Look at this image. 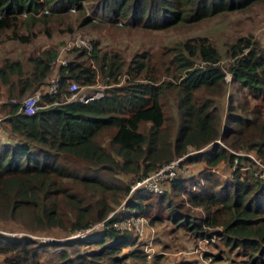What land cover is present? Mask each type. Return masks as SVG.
Returning a JSON list of instances; mask_svg holds the SVG:
<instances>
[{
    "label": "trees",
    "instance_id": "1",
    "mask_svg": "<svg viewBox=\"0 0 264 264\" xmlns=\"http://www.w3.org/2000/svg\"><path fill=\"white\" fill-rule=\"evenodd\" d=\"M85 3L94 16L100 10L98 18L162 28L264 0H0V36L27 44L36 35L35 24L45 26L52 12L78 10ZM90 43L88 51H68L72 57L56 69L59 90L41 94L30 114L19 102L46 83L56 45L28 54L26 69L17 59L0 65L5 99L0 103V221L27 234L48 227L70 234L105 218L124 199L126 215H141L150 223L167 218L192 238L210 239L219 227L218 239L229 249L240 248L246 264H264V181L252 175L253 161L235 153L251 151L264 165V118L231 96L224 112L221 102L225 72L235 93L245 91L253 99L264 95V46L251 35H238L220 52L205 36L187 37L167 48L170 74L165 76L147 56L133 55L124 66L118 54L98 53L95 40ZM91 62L113 85L100 98L65 101L68 81H95ZM168 99L176 118L165 115ZM175 157H183L179 164L201 166L189 175L176 172L159 192L130 190L134 181ZM243 161L249 167L241 170ZM220 163L233 168L219 175ZM181 197L188 205L174 201ZM189 206L201 214L190 213ZM25 233L0 225V264H41L44 247L62 245L34 242ZM66 241L97 249L71 258L62 249L63 264H124L140 252L133 235L110 227Z\"/></svg>",
    "mask_w": 264,
    "mask_h": 264
},
{
    "label": "rangeland",
    "instance_id": "2",
    "mask_svg": "<svg viewBox=\"0 0 264 264\" xmlns=\"http://www.w3.org/2000/svg\"><path fill=\"white\" fill-rule=\"evenodd\" d=\"M88 6L89 4L85 3L78 10L73 9L74 7L72 6L70 9L61 8L57 12H52L53 14L47 17L45 26L35 24L32 27L31 30L36 35L27 44L10 39L9 34L1 35L0 65L5 59L11 61L17 59L22 62L24 69H26V56L50 44L56 45L59 59H65L67 61V59L69 60L72 57V54L68 51L71 50L70 42L75 39V36H84L89 40H95L98 53L118 54L124 66L130 62L131 56L133 55H137L138 57L142 55L147 56L148 62L150 61L153 64L154 69L159 70L165 76H169L170 74V68L165 70L168 66L167 48L174 42L187 37L205 36L212 41L220 52H223L226 43L232 41L238 35H251L253 39L264 46V3L252 4L242 10L212 15L191 23H176L162 28L148 27L141 23H132L128 19H124L120 24L110 21L107 18H101V16L95 19ZM85 16H87L88 21L83 20ZM44 28L49 32L48 35L44 31ZM21 30L23 31L24 28L22 27ZM91 63L95 66L94 62ZM224 63L225 59L221 58L219 64L224 65ZM56 69L57 66L53 65L48 77L54 75ZM94 72V82H98L100 87L106 88L109 85H113L107 77H102L98 73L96 66L94 67ZM124 76L125 74H122L117 77L118 84L123 82ZM224 81L226 83V92L221 98L223 112L226 110L225 104L231 96L233 102H240L246 105L257 113L259 119L264 118V95L253 99L246 95L245 91L235 93L233 91L234 85L230 83L227 72L224 73ZM95 86L92 85L90 88H94ZM79 89L85 90V87L79 86ZM3 92L4 87L0 85V103L5 100ZM231 92L232 95H230ZM164 112L166 116L172 115L175 117V108L169 99L164 102ZM2 114L0 105V116ZM0 129H3L1 124ZM191 150L189 149L188 153H191ZM235 153L253 161L252 175L258 177L264 165L255 157L253 152L237 151ZM182 158L180 157V159ZM235 162L237 161H233V166ZM200 166V163L181 161L176 172L180 175H189L196 172ZM240 166L241 170H243V168L249 167V164L243 161ZM216 168L217 173L223 175L228 173L233 167L228 169V166L220 163ZM167 187V183L160 184L157 192L167 189ZM178 199L176 198L174 201L182 203L183 206L188 205L184 197H181L179 201ZM123 201L124 199L114 206V209L117 210L116 212H124ZM164 212L165 210L160 211L161 214H164ZM189 212H195V215L201 214L200 209L192 206H189ZM144 219L146 222L138 226V230L135 228L126 230L135 237V248L141 253L138 252L137 256L126 258L124 264H246V257L240 248L229 249L222 243L223 241L221 239H218L216 234L220 230L219 227L216 229L217 233H212L213 236L206 240L192 238V236L181 228L173 226L167 218L161 217L160 220H155L151 223L148 222L146 217ZM0 225H4V230H10L13 234L22 232L17 229L16 224H6L0 221ZM35 230L29 234L22 233L29 235L34 242L51 238V242L54 241L62 244L56 247L51 245H48L46 248L44 247L39 257L41 264H63L60 256L62 249L66 252L68 258L85 252V250L92 251L97 249V245L92 243L78 244L67 242L66 239L72 238L71 235L66 234L59 227ZM66 242L68 245L64 244ZM130 247L127 246L122 251L124 252ZM141 254H145L144 258L140 256Z\"/></svg>",
    "mask_w": 264,
    "mask_h": 264
},
{
    "label": "built area",
    "instance_id": "3",
    "mask_svg": "<svg viewBox=\"0 0 264 264\" xmlns=\"http://www.w3.org/2000/svg\"><path fill=\"white\" fill-rule=\"evenodd\" d=\"M264 19V12H263ZM70 48H82L88 51L91 48L90 40L84 36H75V39L70 42ZM67 47V46H66ZM59 53L57 52L55 58L51 61L52 66H61L66 64L65 59H59ZM92 85H96L94 88ZM79 86H84L85 90H80ZM67 94L65 95V101H80L87 102L92 99L100 98L104 94L105 88L100 87L98 82H94L92 84L87 85H79L76 81L70 80L66 85ZM59 90V75L55 72L54 75L47 78L46 83L42 86V88L36 89L33 93L24 96L20 100V108L23 113L30 114L35 111L37 108V100L41 96V94H55ZM14 99H10V102H14ZM55 103V102H54ZM2 116H0L1 120ZM180 162V157L173 158L170 161L162 164L160 167L155 169L154 171L148 173L146 176L134 181L130 185V190L136 187H144L147 190L157 192L160 184L168 183L172 180L178 169ZM262 170L259 176L264 181V166H262ZM124 202V201H123ZM117 209V208H116ZM117 210L113 209L108 212L105 218L99 220L96 223H92L91 225L76 230L70 233L71 237H83L87 233L92 230L101 229V228H113L115 230H128L131 228H135L138 230V226L143 224L145 221L144 217L141 215L129 214L126 215L124 212H116ZM115 216L114 218H112ZM112 218V219H111ZM17 234H23L17 233ZM51 238H46L41 240V242H51Z\"/></svg>",
    "mask_w": 264,
    "mask_h": 264
},
{
    "label": "clouds",
    "instance_id": "4",
    "mask_svg": "<svg viewBox=\"0 0 264 264\" xmlns=\"http://www.w3.org/2000/svg\"><path fill=\"white\" fill-rule=\"evenodd\" d=\"M92 14H93V13H92ZM98 15H100V10H99V11H96L94 18H95V19L98 18Z\"/></svg>",
    "mask_w": 264,
    "mask_h": 264
}]
</instances>
